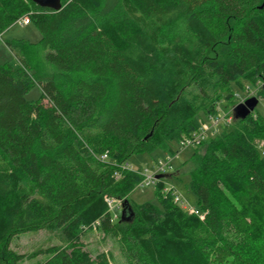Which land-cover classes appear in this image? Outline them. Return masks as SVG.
Returning <instances> with one entry per match:
<instances>
[{"label": "trees", "instance_id": "1", "mask_svg": "<svg viewBox=\"0 0 264 264\" xmlns=\"http://www.w3.org/2000/svg\"><path fill=\"white\" fill-rule=\"evenodd\" d=\"M60 2L0 0V32L28 14L40 34L6 40L16 62L0 63V264L23 257L9 247L13 235L46 227L62 244L38 264H116L77 240L93 226L115 237L122 264H264V152L253 141L264 118L254 107L240 117L231 108L239 125L226 130L222 116L188 160L202 219L161 194L177 168L148 184L155 202L133 203L143 175L122 166L138 151L174 154L170 145L200 127L194 96L219 116L220 87L264 79L262 0ZM33 53L66 79L34 76ZM35 83L39 97L25 98Z\"/></svg>", "mask_w": 264, "mask_h": 264}, {"label": "rangeland", "instance_id": "2", "mask_svg": "<svg viewBox=\"0 0 264 264\" xmlns=\"http://www.w3.org/2000/svg\"><path fill=\"white\" fill-rule=\"evenodd\" d=\"M123 8L126 12L131 14H135V12L129 4H122ZM23 16H28V14H23ZM40 37L39 31L35 28L33 24L30 22L27 23H18L14 21L3 31L0 32V63L9 62L11 64L16 62V58L13 54V51L7 47L5 44L6 40L12 41H26L33 43L37 41ZM31 52V51H30ZM30 59L31 65L35 66V74L36 77H53L59 82H62L66 79V75L63 73H59L56 69H54L49 63H46L45 60L41 59L38 55L33 53L30 54L28 57ZM32 70V69H31ZM242 86L237 87L233 83L231 84V90L226 89L224 90L220 87L217 91L218 100L216 102V109H218L224 116L231 115V108L235 103L240 102L245 97L248 96H256L257 101L254 106L252 112L255 111V114L258 116H263L264 118V79L258 80L253 85H250L248 81L242 80ZM247 85V87H246ZM192 89V88H190ZM193 92H190L192 94ZM40 95V88L35 83V85H31L25 92L24 96L27 99L35 100ZM194 96V95H193ZM195 103L198 105L196 107V111L198 114V118L200 119V124H209L211 117L210 114H206L203 112L201 107V102L197 99L196 96L193 97ZM235 125H239L237 119L232 117L230 122L228 123L227 128L231 129ZM217 128V125H216ZM217 129H220L219 126ZM216 132V131H215ZM214 132V133H215ZM220 132V131H218ZM213 134H209L205 137L202 143L196 144L194 146H187V148H179L178 145L175 143L171 144L170 147L173 149L174 156L172 158V168L167 169V172L173 173L174 175L168 176L165 180L169 183H172L174 187H176L180 193L186 198L188 203L191 205L195 204V195L194 193L187 187L186 182L188 179V169L190 167V163L188 162L193 150L201 154L204 152L205 147H207L208 138L214 136ZM217 133V132H216ZM254 144L256 145V149L258 150L259 154H263L264 152V137L262 136H255ZM170 152L171 151H167ZM172 154V153H171ZM161 157L165 159V152L159 151L154 149L149 152L138 151L133 153V155L127 158V164L130 168L137 172H142L143 168L149 166L155 158ZM153 185L148 186H140L135 185L134 190H131L128 194L129 199L135 202L141 201H151L155 202V198L153 195ZM77 240L82 243L87 249L91 250V252H95L96 250H103L108 255L113 257V260H116V264H122V255L120 248L117 244V241L114 236L106 235V233L101 232L96 227H90L89 229H85L77 235ZM61 239L57 233V231L51 228H40V229H29L26 232H18L13 235L12 239L9 242V247L15 252H19L23 254V257L19 260V264H38L41 260L46 256L45 248L51 245H61Z\"/></svg>", "mask_w": 264, "mask_h": 264}, {"label": "built area", "instance_id": "3", "mask_svg": "<svg viewBox=\"0 0 264 264\" xmlns=\"http://www.w3.org/2000/svg\"><path fill=\"white\" fill-rule=\"evenodd\" d=\"M21 23H27L28 22V16H21L18 19ZM224 116V114H220L219 116H213L211 117L210 123L200 124V127L198 129H195L188 133L186 136H182L177 140V145L179 148H186L187 145H198L201 143V141L208 136L209 134H213L217 128V122L221 117ZM225 118V122L227 123L230 120V115H227ZM101 157L104 158L105 154H101ZM174 154H171L170 152H165V159L161 157H156L149 166L146 168H143L141 174L143 175L139 184H143L144 186H147L148 184H154L155 180L158 178L157 175H163L167 171V169L172 168V158ZM122 166L129 167L127 164H122ZM159 179V178H158ZM163 185L161 186V194H167L169 193L172 197V201L175 203H178L180 207H182L187 214L194 213L198 214L197 216L199 218H203L204 211L201 212L199 208L196 205H191L188 203L186 198L179 192V190L172 185V183L167 182L165 179H163ZM106 204L112 208L113 206L119 205L118 199L107 197L105 198Z\"/></svg>", "mask_w": 264, "mask_h": 264}, {"label": "water", "instance_id": "4", "mask_svg": "<svg viewBox=\"0 0 264 264\" xmlns=\"http://www.w3.org/2000/svg\"><path fill=\"white\" fill-rule=\"evenodd\" d=\"M34 3L38 5H42L43 7L47 6L50 7L53 10H58L59 7L61 6L60 0H32ZM264 3V0L260 3L262 6ZM257 97L256 96H248L240 100V102L235 103V105L232 106V109L234 110V115L237 117L244 116L248 113L249 110H252L254 105L257 104ZM161 175H157L156 177H160ZM126 202V199L123 200V203ZM122 203V206H123ZM121 217H124L125 213V218H127L131 214V210L129 205L125 204V206L121 207Z\"/></svg>", "mask_w": 264, "mask_h": 264}]
</instances>
